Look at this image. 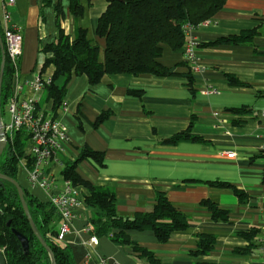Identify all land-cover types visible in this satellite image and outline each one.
Listing matches in <instances>:
<instances>
[{"label":"crops","instance_id":"obj_1","mask_svg":"<svg viewBox=\"0 0 264 264\" xmlns=\"http://www.w3.org/2000/svg\"><path fill=\"white\" fill-rule=\"evenodd\" d=\"M76 1L82 8L78 16L70 10L71 0H16L9 8L11 21L22 34L11 95L30 94L29 81L40 74L46 57L39 48L55 39L58 28L71 39L84 29L103 62L104 39L95 31L107 1ZM1 14L0 1L3 32ZM256 26L258 34L249 43L216 42ZM190 37L200 67L197 72L191 71L184 50L173 51L162 44L159 61L172 73L167 77L120 73L105 75L94 85L85 76L57 78L54 83L64 86L62 102L66 103L57 110L67 134L61 160L76 159L83 148L102 153L101 165L85 158L76 171L83 179L113 190L121 217L151 211L156 192L166 194L187 217V228L173 232L163 243L151 231L129 232L131 241L162 264H262L257 240L264 224V155L259 151L264 142V0H225ZM53 71L48 66L45 78H51ZM188 71L192 91L184 77ZM226 75L245 86H232ZM129 90L139 91L140 96ZM36 97L50 114L45 91ZM101 112L109 116L95 126ZM187 129L197 139L168 141ZM51 168L62 185V161ZM16 179L32 196L47 201L44 191L28 182L22 161ZM204 199L225 211L226 219H213L201 203ZM80 202L70 231L58 241L71 250L76 264H148L139 253L108 236L97 237V244H92L93 212ZM200 234L213 235L215 241L208 254L196 258L192 252Z\"/></svg>","mask_w":264,"mask_h":264},{"label":"trees","instance_id":"obj_2","mask_svg":"<svg viewBox=\"0 0 264 264\" xmlns=\"http://www.w3.org/2000/svg\"><path fill=\"white\" fill-rule=\"evenodd\" d=\"M107 6L97 20L95 34L104 39V59L98 60V46L87 39L86 31L78 29L74 38H70L61 28L57 29L55 39L39 48L46 55L40 76L45 78V70L54 68L51 81L46 84L44 101L50 114L57 118L65 88L58 87L54 81L59 77L68 80L72 75L85 76L89 85L97 84L105 75L130 74L138 76L149 74L154 77H167L172 74L159 61L162 44L173 51L184 50L186 35L185 25L196 28L212 18L224 5L225 0H106ZM70 10L73 15L82 13L76 0H71ZM258 34V26L243 30L238 34L218 39L216 42L232 44L249 43ZM3 42V32L0 28ZM1 61V52H0ZM232 86H245L232 75H226ZM186 84L192 91L193 77L188 71L184 74ZM14 70L5 53L2 83L0 89V113L12 94ZM129 93L140 96L139 91ZM40 108V105L38 106ZM109 116L101 112L95 126ZM197 139L187 129L175 134L168 141ZM28 133L17 130L12 134L5 151L0 157V173L16 179L19 161L26 167L32 164V157L27 152ZM92 158L102 164V153L83 148L74 160H62L60 173L77 189L79 199L93 212L89 219L91 233L96 237L108 236L111 241L129 246L139 256L146 258L148 264H162L152 253L139 247L129 238L130 231H151L158 242L167 241L175 231L188 226L187 217L177 210L166 194L157 191L151 211L137 212L132 217H121L116 213L115 194L112 189L93 184L83 179L76 171L78 163ZM17 180V179H16ZM214 186H226L223 183H211ZM24 198L37 233L49 247L41 245L33 233L21 207L16 188L9 182L0 180V249L6 264H76L71 250L62 246L56 239V225L59 222L57 210L48 202H41L26 189ZM233 191L240 195L237 189ZM203 206L211 212L213 219H226V212L220 210L209 200H202ZM9 222V226L6 224ZM12 229L24 235L28 240V253L24 254ZM247 238L250 235H245ZM196 248L192 255L200 258L210 252L215 237L208 234L197 236ZM195 264H209L197 261Z\"/></svg>","mask_w":264,"mask_h":264},{"label":"built area","instance_id":"obj_3","mask_svg":"<svg viewBox=\"0 0 264 264\" xmlns=\"http://www.w3.org/2000/svg\"><path fill=\"white\" fill-rule=\"evenodd\" d=\"M2 9L3 44L9 64L17 74L19 58L22 52V34L17 25L11 21L9 8L15 4L16 0H0ZM186 42L184 46L185 59L193 72L200 71V67L195 62L193 51V41L190 33L194 27L185 25ZM51 78H41L37 73L29 81L30 94L14 93L7 101V111L10 119L3 121L0 115V139H5L8 143L12 134L20 129L28 133L27 152L33 161L30 167H23L27 174L28 182L44 191L47 201L57 210L59 214V226L56 239L63 240L65 234L70 231L71 220L75 217V209L81 203L78 192L67 180L60 185L52 171L53 166L61 164V154L64 153V145L67 140L66 129L58 118L40 106L37 95L45 91L46 84ZM66 107L63 101L61 109ZM260 153L264 155V142L260 146ZM232 155V153H229ZM51 164L53 166H51ZM97 237L91 236L90 242L97 244ZM262 264H264V224L261 228V236L257 240Z\"/></svg>","mask_w":264,"mask_h":264},{"label":"water","instance_id":"obj_4","mask_svg":"<svg viewBox=\"0 0 264 264\" xmlns=\"http://www.w3.org/2000/svg\"><path fill=\"white\" fill-rule=\"evenodd\" d=\"M0 52H1V61H0V89H1V83H2V76H3V68H4V63H5V50H4V45L0 36ZM7 146L6 140L5 139H0V157L2 156L3 152L5 151ZM0 180H4L7 181L9 183H11L17 190L18 193V198L21 204V207L23 209V212L27 218V221L33 231V233L35 234V236L37 237L38 241L41 243V245L43 247H45V249L49 250V247L46 245V243L44 242V240L41 238V236L37 233L35 227H34V223L33 220L30 216L27 204L25 202V198H24V190L21 187V185L19 184V182L16 179H13L7 175H4L2 173H0ZM7 226H9V222L6 224ZM12 233L16 236V238L18 239L21 249L23 251L24 254L28 253V240L27 238L22 235L21 233L17 232L16 230L12 229ZM0 264H6L5 261V256L3 251L0 250Z\"/></svg>","mask_w":264,"mask_h":264},{"label":"rangeland","instance_id":"obj_5","mask_svg":"<svg viewBox=\"0 0 264 264\" xmlns=\"http://www.w3.org/2000/svg\"><path fill=\"white\" fill-rule=\"evenodd\" d=\"M1 116L3 121L8 122L10 119L9 113L7 112L6 105L3 107L1 111ZM56 177H58V174H56Z\"/></svg>","mask_w":264,"mask_h":264},{"label":"flooded vegetation","instance_id":"obj_6","mask_svg":"<svg viewBox=\"0 0 264 264\" xmlns=\"http://www.w3.org/2000/svg\"><path fill=\"white\" fill-rule=\"evenodd\" d=\"M4 45V44H3ZM5 50V49H4Z\"/></svg>","mask_w":264,"mask_h":264}]
</instances>
